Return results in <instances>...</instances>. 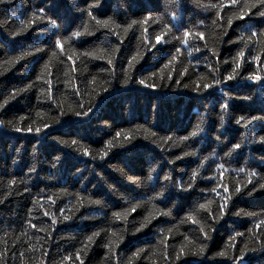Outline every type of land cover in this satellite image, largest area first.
Segmentation results:
<instances>
[{"label":"trees","instance_id":"1","mask_svg":"<svg viewBox=\"0 0 264 264\" xmlns=\"http://www.w3.org/2000/svg\"><path fill=\"white\" fill-rule=\"evenodd\" d=\"M259 3H0V264H264Z\"/></svg>","mask_w":264,"mask_h":264},{"label":"snow or ice","instance_id":"2","mask_svg":"<svg viewBox=\"0 0 264 264\" xmlns=\"http://www.w3.org/2000/svg\"><path fill=\"white\" fill-rule=\"evenodd\" d=\"M3 2H5V0H0V3H3ZM231 3L232 4H235L236 3V0H231ZM97 5H92V6H90V7H96ZM259 8H264V0H260V3H259V6H258ZM40 11H43V9H41ZM87 15H89V16H92V12L91 11H88L87 12ZM256 15H258V16H260V17H264V11H258L257 13H256ZM93 19H95V17H92ZM53 23H54V21H52ZM21 23H23V21H21ZM99 23V22H98ZM133 23H136V21H133ZM256 33H253V35H255ZM75 35L76 36H79L80 35V33L79 32H76L75 33ZM187 35H189V33H185V36H187ZM198 35L199 36H201V38H202V36H203V34L202 33H198ZM160 39H161V37H156V40H157V42H160ZM186 42V41H185ZM57 44H59V41H57L56 42ZM177 51H179V49H177ZM240 57L242 58L243 56H244V53L243 52H241L240 54ZM237 67H238V65H237ZM234 77H233V75H228L227 76V79L228 80H232ZM255 79H259V77H254ZM139 83L140 84H145V81L143 80V79H141L140 81H139ZM217 83H219V81H217ZM149 87H152V85H148ZM5 103H6V101H5ZM0 107H2V105H0ZM225 107H227V105H225ZM244 118L243 117H241L240 118V120H237L236 121V123L237 124H240V122H241V120H243ZM0 123H2V122H0ZM16 131H20L21 129H19V128H16L15 129ZM28 131H32V129L31 128H29L28 129ZM35 131L37 132V133H39L40 131H41V129L40 128H36L35 129ZM117 135L119 136L120 134L119 133H117ZM193 135L195 136L196 135V133H193ZM73 143H75V141H73ZM260 143L261 144H264V137H261L260 138ZM112 145H111V143H109V145H108V147L110 148ZM234 147L236 148V149H239L240 147H241V145L240 144H235L234 145ZM105 155H107V153H105ZM222 167V166H221ZM253 175H255V173H253ZM166 179H167V177H166ZM180 188H181V190H183V186L182 185H180L179 186ZM189 187H191V185L189 184ZM259 188H261V189H264V184H260L259 185ZM256 190V188L254 187L252 190H250L249 192H248V195H251L252 194V191H255ZM228 191V189L227 188H225V192H227ZM237 193L240 191V189L239 188H237L236 190H235ZM96 203H99L98 201L96 202ZM200 207L201 208H204L205 207V205H200ZM221 207H223V205L221 206ZM135 209L133 208V211H134ZM45 214H47V213H45ZM162 214H164V215H167V213H162ZM117 218H120L121 217V214L120 213H115L114 214ZM64 219H68V217H64ZM190 219H191V217H190ZM196 221L195 220H193V223H195ZM262 223H264V221H262ZM144 225H142V227H143ZM200 231H203V227H201V229H200ZM94 236H97V235H99V232H97V233H94L93 234ZM113 235H115V233H113ZM238 235H240L239 233H238ZM205 236H207V234L205 233ZM92 239V237H89V240H91ZM181 252H183L184 251V249L183 248H181V250H180ZM200 252H203V246H201V248H200ZM137 255H139V253H137ZM219 255H224V253H220ZM177 258H179V256H177ZM81 264H83V262H81Z\"/></svg>","mask_w":264,"mask_h":264},{"label":"bare ground","instance_id":"3","mask_svg":"<svg viewBox=\"0 0 264 264\" xmlns=\"http://www.w3.org/2000/svg\"><path fill=\"white\" fill-rule=\"evenodd\" d=\"M181 7V6H180Z\"/></svg>","mask_w":264,"mask_h":264}]
</instances>
